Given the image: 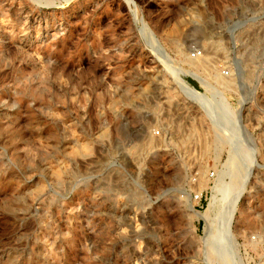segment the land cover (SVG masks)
<instances>
[{"label":"rangeland","instance_id":"obj_1","mask_svg":"<svg viewBox=\"0 0 264 264\" xmlns=\"http://www.w3.org/2000/svg\"><path fill=\"white\" fill-rule=\"evenodd\" d=\"M0 264H264V0H0Z\"/></svg>","mask_w":264,"mask_h":264},{"label":"bare ground","instance_id":"obj_2","mask_svg":"<svg viewBox=\"0 0 264 264\" xmlns=\"http://www.w3.org/2000/svg\"><path fill=\"white\" fill-rule=\"evenodd\" d=\"M201 55H203V54H201ZM201 55H199V56H201ZM199 56L192 57V58H197ZM209 61H210L209 57L208 58L205 57L204 59L201 60V62L203 63V65H205V67H207L209 65ZM203 86L208 87V89H210L211 92H212V96L211 97H208L205 93L202 94V97L205 96L204 104L206 106H208V108H209L207 110V115L213 121L217 122V116H221L222 120L228 121L229 124H232V123L234 124V123H237V122L242 120L241 119V115H240V109L232 108L230 106V103L228 102L227 98L225 97V95L223 93V88L221 86L219 88V87H217V86H215L214 84H211V83L204 84ZM187 96L190 97L191 95H187ZM191 97H193V96H191ZM213 106L215 107V109L212 108ZM211 108H212V110H211ZM217 111H219L220 114H218ZM230 128H232V126H230ZM232 192H235V191H232ZM232 192L229 191L228 193H226L225 197H227L229 195V198H230L232 196ZM229 193H231V195ZM192 199H193V196H192ZM193 201H194V199H193ZM219 201L220 200H218V202ZM222 202L223 201H221V203ZM204 234H205V231H204ZM213 240L217 241L218 238H214Z\"/></svg>","mask_w":264,"mask_h":264},{"label":"built area","instance_id":"obj_3","mask_svg":"<svg viewBox=\"0 0 264 264\" xmlns=\"http://www.w3.org/2000/svg\"><path fill=\"white\" fill-rule=\"evenodd\" d=\"M204 49L203 47H193L190 51V56L191 57H196V56H199L203 53ZM222 74L224 73V75L226 73H228V69L227 68H222ZM190 99V98H189ZM154 133L156 135H159L161 133L160 131V128L159 127H155L153 129ZM214 174V171H210L209 172V175H213ZM201 196H202V191H198V192H195L194 195H193V199L196 200V202H198L200 199H201Z\"/></svg>","mask_w":264,"mask_h":264}]
</instances>
